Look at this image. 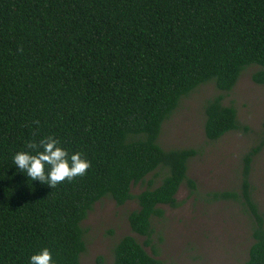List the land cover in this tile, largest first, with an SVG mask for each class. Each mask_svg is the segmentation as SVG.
<instances>
[{"label":"trees","instance_id":"16d2710c","mask_svg":"<svg viewBox=\"0 0 264 264\" xmlns=\"http://www.w3.org/2000/svg\"><path fill=\"white\" fill-rule=\"evenodd\" d=\"M264 85V0H0V264H28L47 247L52 264H81L82 222L95 203L135 200L131 232L150 245L162 206L177 208L194 149L164 150L163 123L181 100L213 83L220 92L203 106L204 135L217 141L240 126L223 104L241 74ZM52 136L90 167L48 188L16 173L12 153ZM243 157L235 200L252 221L243 264H264V220L251 198ZM162 174L157 186L147 178ZM147 182L133 195V186ZM126 235L111 264H162Z\"/></svg>","mask_w":264,"mask_h":264},{"label":"rangeland","instance_id":"374dc122","mask_svg":"<svg viewBox=\"0 0 264 264\" xmlns=\"http://www.w3.org/2000/svg\"><path fill=\"white\" fill-rule=\"evenodd\" d=\"M257 68L244 71L231 92L223 93V104L233 106L240 129L217 141L204 135V103L220 94L208 83L184 97L163 123L158 144L164 150L194 149L187 176L195 182L190 193L185 185L176 194L177 208L162 206L164 215L153 220L150 245L131 232L128 214L135 200L117 206L110 198L95 203L81 226L85 252L81 264H111L112 248L123 236H133L146 252L162 264H243L253 243L252 221L239 201L219 200L214 193L240 192L244 155L259 147L250 163L251 198L264 220V85L252 82ZM162 174L149 175L157 186ZM147 182L132 187L136 195Z\"/></svg>","mask_w":264,"mask_h":264},{"label":"clouds","instance_id":"9594fccd","mask_svg":"<svg viewBox=\"0 0 264 264\" xmlns=\"http://www.w3.org/2000/svg\"><path fill=\"white\" fill-rule=\"evenodd\" d=\"M10 166H14L16 173L23 175L26 181L51 189L62 182L83 176L90 163L80 152L70 154L57 139L44 136L38 141L27 142L23 150L12 153ZM28 264H52L49 249L44 247L31 254Z\"/></svg>","mask_w":264,"mask_h":264}]
</instances>
